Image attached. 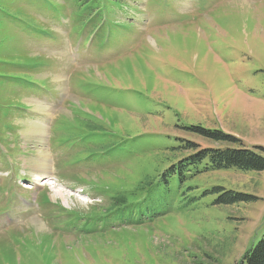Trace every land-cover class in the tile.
<instances>
[{"label":"rangeland","instance_id":"obj_1","mask_svg":"<svg viewBox=\"0 0 264 264\" xmlns=\"http://www.w3.org/2000/svg\"><path fill=\"white\" fill-rule=\"evenodd\" d=\"M119 2L0 0V75L47 84L0 78V106L25 105L0 112V264H240L264 236V171L176 179L137 225L71 226L194 154L189 142L230 147L193 129L264 147V0ZM125 136L127 152L79 161ZM229 192L250 199L222 204Z\"/></svg>","mask_w":264,"mask_h":264},{"label":"trees","instance_id":"obj_2","mask_svg":"<svg viewBox=\"0 0 264 264\" xmlns=\"http://www.w3.org/2000/svg\"><path fill=\"white\" fill-rule=\"evenodd\" d=\"M87 0H85L86 2ZM89 1V0H88ZM95 1H108L113 3L117 0H92ZM90 8V6H89ZM1 9V8H0ZM27 81L36 82L39 80L34 79L33 76L21 75ZM126 97V95H123ZM85 129L87 132H94L102 130L104 128L97 124L93 125L85 123ZM192 131L202 135L203 137L213 140L215 142L225 143L230 147L226 148H198V145L189 142L186 150H196L194 154L181 158L175 164L169 166L162 174L157 175L151 182L144 184V186L136 187L129 190V194L120 193L119 197L114 200L111 209L98 213H71L72 221L71 226H81L82 233L95 234L98 231H105L109 227H116L117 225H137V221L142 222L147 213L151 212L150 209L156 207V196L150 197L159 192L168 191L172 185V179H179L183 182L186 179L197 176L198 174L208 171H225V170H237L241 172L249 171H264V147L254 146L248 148L243 145L242 141L219 132H206L202 129H193ZM106 137H111L107 132ZM124 142H113L110 139L103 141L97 148L88 147L83 152V157L79 159H96L99 161L107 160V156L114 158L121 152H127V144L130 136H125ZM75 139H78L76 141ZM75 139H70L69 144L75 141L80 142L83 145H91L94 141L92 134L81 135ZM132 141H140L135 137ZM238 146V147H234ZM129 148V147H128ZM173 151H178L173 149ZM143 197V198H142ZM250 199L244 195L237 193H228L225 198L221 200L222 204L231 205L238 202L246 201ZM152 201L154 206L148 204V201ZM115 231V230H114ZM102 233V232H100ZM240 264H264V236L252 249H249L243 256Z\"/></svg>","mask_w":264,"mask_h":264},{"label":"bare ground","instance_id":"obj_3","mask_svg":"<svg viewBox=\"0 0 264 264\" xmlns=\"http://www.w3.org/2000/svg\"><path fill=\"white\" fill-rule=\"evenodd\" d=\"M243 1V0H242ZM247 4V3H246ZM37 222V221H36Z\"/></svg>","mask_w":264,"mask_h":264}]
</instances>
